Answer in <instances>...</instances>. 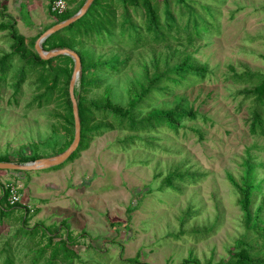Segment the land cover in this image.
<instances>
[{"label": "rangeland", "instance_id": "1", "mask_svg": "<svg viewBox=\"0 0 264 264\" xmlns=\"http://www.w3.org/2000/svg\"><path fill=\"white\" fill-rule=\"evenodd\" d=\"M53 1L0 0V23L12 24L25 43L35 44L58 21ZM85 1L63 0L66 12ZM118 1L111 6L116 23L129 17L141 25L142 10L125 9ZM167 1L173 11L180 9L176 0ZM186 1L213 29L190 36L172 29L167 42L144 40L136 48L119 30L113 42L84 43L93 60L116 57L126 64L118 73L100 75V89L82 94L77 84L76 96L99 99L108 87L112 103L126 108L130 85L144 82V66L152 77L154 58L187 55L204 69L203 76H189L180 85L166 82L164 94L153 93L141 114L180 105L195 117L183 116L176 129L163 125L90 134L73 159L46 170H0V264H183L188 259L218 264L242 239L240 247L264 258V235L247 229L232 185L249 175L258 189L248 212L252 219L261 208L258 226L264 231V136L249 132L254 103L243 94L253 86L246 74H264V0ZM153 2L162 16L163 0ZM205 7L213 10V19ZM9 34L0 32V57L10 52ZM18 68L14 62L0 81V162L25 165L34 156L60 154L74 128L65 130L58 93L48 105L28 107L40 93L34 77L15 89L11 76ZM101 121L97 115L95 122ZM176 171L192 179L175 180L173 190L164 180ZM11 187L23 207L9 208L8 196L3 201Z\"/></svg>", "mask_w": 264, "mask_h": 264}, {"label": "trees", "instance_id": "2", "mask_svg": "<svg viewBox=\"0 0 264 264\" xmlns=\"http://www.w3.org/2000/svg\"><path fill=\"white\" fill-rule=\"evenodd\" d=\"M113 1L94 0L82 18L49 36L42 43V49L45 51L65 48L74 51L78 55L81 62V75L78 81V89L82 94L100 89V75H106L111 72L118 73L120 72L119 66L126 64V60L119 61L116 57L106 60H93L83 49L84 43L101 45L105 42H113L116 40V31L119 30L120 36L124 38V36L128 35V40L132 44V48H136L144 40L154 42L155 44L167 42L171 37L170 32L172 29L176 33L184 31L190 36L191 33L195 32V35H198L200 30L208 31L212 28L210 22L204 19L203 16H200L195 7L190 5L186 0H176V4L180 9L174 11L168 1L163 0L162 16L153 0H119L118 3L123 5V7L125 6V9L133 8L142 10L143 22L139 25L133 19L124 17L119 23H116L114 11L111 9V6L117 7L118 4H114ZM83 4L84 2L73 12L65 11L60 15L54 14L58 17L56 24L72 17L79 11ZM22 9L23 11L25 10L24 6ZM204 9L210 19H213V10L208 7ZM24 16L26 23L31 25L26 13ZM184 20L185 25H177L178 22H183ZM4 31H9L10 33L11 46L10 52L0 57V81L7 78V74L13 63L18 62L19 68L17 71H13V75L11 76L15 89H18L27 78L34 77L35 91L40 93L28 104V107L41 108L44 105H48L55 100L53 99V94L58 93L57 100L61 101L60 105L64 110L63 119L66 124L65 130L68 132L73 131L72 105L68 94L69 81L73 71L72 59L67 56H60L46 61L41 60L34 51L33 42L30 44L25 43L24 38L18 35L12 24L0 23V32ZM54 61H58L55 66L52 65ZM160 63H163L164 66L162 70L159 69ZM152 68V77L149 76L148 68L144 66V82L135 81L133 83L134 85H130L126 108L118 107L112 103L111 90L108 87L104 88L102 96L99 99L89 100H86L80 93L77 97L76 88L74 89L81 134L80 143L76 151L68 159L69 161L74 158L77 152L85 148L86 138L90 134H97L100 131L113 130L115 128L141 131L163 125L176 129V122L183 116L195 117L191 111L181 109L180 105L172 108L153 107L146 114H141V110L145 106L149 107L150 97H152L153 93L160 96L164 94L166 91V82L172 85H180L182 82H189V76L202 77L204 71L203 68L196 67L187 55L183 59L177 60L168 56L162 59L156 57L153 59ZM242 77L244 76H238L237 79L239 80ZM246 77V82L253 83L250 89L243 92L244 97L251 98L254 103L251 107L249 132L252 135L259 134L260 136H264V121L262 119L264 106V74H246ZM97 115L103 121L96 123L95 118ZM108 118H111L112 122H108ZM72 140L73 137L66 144L65 148L59 150V153L65 151ZM37 159L34 156L30 159V162ZM186 178L191 180L192 176H187L176 171L168 175L164 181L167 187L177 190L174 181L177 180L180 182ZM250 181L249 175L246 174L240 183L232 181V185L240 195L238 204L243 212L246 213L247 229L255 233L256 236L262 237L264 231L258 226L259 215L262 211L261 208L257 209L252 219L248 212V206L251 204L252 197L257 188L252 187ZM7 196L8 193L5 190L3 201L6 200ZM16 206L23 207L20 205ZM16 206L8 207L12 209ZM0 212H4L2 207L0 208ZM242 243H245L243 239L238 243V248L230 253L228 259L222 260L218 264H264V258L250 254L248 250L240 247ZM132 262L137 264L136 261ZM183 264L199 263L194 259H188Z\"/></svg>", "mask_w": 264, "mask_h": 264}, {"label": "water", "instance_id": "3", "mask_svg": "<svg viewBox=\"0 0 264 264\" xmlns=\"http://www.w3.org/2000/svg\"><path fill=\"white\" fill-rule=\"evenodd\" d=\"M94 0H86L79 11L74 14L72 17L68 18L67 20L60 22L59 24L54 25L53 27L46 30L44 33L40 35L38 40L34 44V50L39 56L41 60H49L59 56H67L72 59L73 61V71L71 75V79L69 81L68 93L69 98L72 105V114H73V123H74V137L69 145V147L63 151L62 153L58 154L54 158L49 159H40L36 160L32 163L25 164V165H17L13 163H6L0 162V170H14V171H39V170H46L52 167H57L67 161L71 155L76 151L79 143H80V120L78 116V108H77V101L74 96V89L76 88L80 75H81V62L78 55L68 49H55L51 51H44L42 49V43L51 35L59 32L60 30L70 26L71 24L75 23L77 20L82 18L86 12L88 11L91 4Z\"/></svg>", "mask_w": 264, "mask_h": 264}, {"label": "built area", "instance_id": "4", "mask_svg": "<svg viewBox=\"0 0 264 264\" xmlns=\"http://www.w3.org/2000/svg\"><path fill=\"white\" fill-rule=\"evenodd\" d=\"M66 11L65 4L63 0H56L53 1L51 4V12L54 14H62L63 12ZM20 202V195L17 194L16 190L11 187L9 190V195H8V204L10 206H16L17 203Z\"/></svg>", "mask_w": 264, "mask_h": 264}]
</instances>
